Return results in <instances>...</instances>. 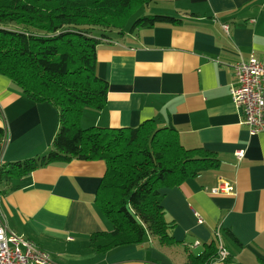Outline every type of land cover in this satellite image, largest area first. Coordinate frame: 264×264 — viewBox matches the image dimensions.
Returning a JSON list of instances; mask_svg holds the SVG:
<instances>
[{"label":"crops","instance_id":"obj_1","mask_svg":"<svg viewBox=\"0 0 264 264\" xmlns=\"http://www.w3.org/2000/svg\"><path fill=\"white\" fill-rule=\"evenodd\" d=\"M144 10L180 24L134 32L128 26L100 43L96 73L108 83L107 103L102 111L85 110L82 126L136 128L154 121L173 126L185 149L216 155L219 167L161 191L177 243L149 236L139 245L95 252L91 235L113 230L96 204L106 173L102 161L50 164L12 181L8 190L0 187V225L57 264H186L205 254L217 232L235 239L224 242L231 264H262L264 132L250 135L230 90L238 61L264 60V0H152ZM0 127L6 130L0 166L40 157L52 148L59 111L28 99L0 75ZM224 183L236 195L212 194Z\"/></svg>","mask_w":264,"mask_h":264},{"label":"trees","instance_id":"obj_2","mask_svg":"<svg viewBox=\"0 0 264 264\" xmlns=\"http://www.w3.org/2000/svg\"><path fill=\"white\" fill-rule=\"evenodd\" d=\"M151 1L0 0V75L28 99L55 106L60 121L46 155L0 166V187L8 190L12 181L50 164L104 162L96 204L113 230L91 235L96 253L139 245L149 236L175 245L170 235L175 223L166 219L161 191L219 167L214 153L185 149L171 125L147 121L136 128L82 126L85 110L102 111L107 103L108 83L96 73L97 47L110 34H124L131 16ZM12 24L21 29H9ZM177 24L180 20L173 16L142 15L129 31ZM5 135L0 127V141ZM223 237L235 240L229 232ZM217 253L216 238L204 257L186 264L210 263ZM231 262L229 256L226 264Z\"/></svg>","mask_w":264,"mask_h":264},{"label":"built area","instance_id":"obj_3","mask_svg":"<svg viewBox=\"0 0 264 264\" xmlns=\"http://www.w3.org/2000/svg\"><path fill=\"white\" fill-rule=\"evenodd\" d=\"M224 29L228 32L229 26ZM236 83L231 87L232 100L236 108L241 111L243 123L249 127L251 136L264 132V60L255 57L249 60H240L234 66ZM239 158L243 152L237 153ZM214 195H236L234 186L224 183L222 187L213 189ZM198 217V222L203 223ZM218 253L211 264H226L230 254L225 247L222 233L217 232ZM0 264H57L51 256L38 248V246L8 229L4 224L0 225Z\"/></svg>","mask_w":264,"mask_h":264},{"label":"rangeland","instance_id":"obj_4","mask_svg":"<svg viewBox=\"0 0 264 264\" xmlns=\"http://www.w3.org/2000/svg\"><path fill=\"white\" fill-rule=\"evenodd\" d=\"M145 8H142V10L140 9V11L139 10H137L136 11V13L134 14V15H132L131 16V20H130V23L128 24V26H130L139 16H142V15H144L145 14V10H144ZM150 14V13H149ZM18 28H20L21 29V27H18V26H16V25H14V24H12V25H10L9 26V29H12V30H16V29H18ZM115 33V32H114ZM84 127V126H83ZM224 242H225V244L228 242L227 240H225L224 239ZM196 254V253H195Z\"/></svg>","mask_w":264,"mask_h":264}]
</instances>
